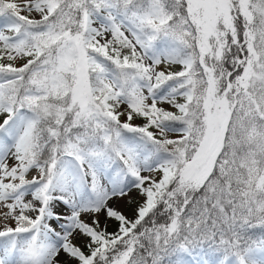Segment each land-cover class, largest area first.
Wrapping results in <instances>:
<instances>
[{
  "label": "snow or ice",
  "instance_id": "1",
  "mask_svg": "<svg viewBox=\"0 0 264 264\" xmlns=\"http://www.w3.org/2000/svg\"><path fill=\"white\" fill-rule=\"evenodd\" d=\"M0 264H264V0H0Z\"/></svg>",
  "mask_w": 264,
  "mask_h": 264
}]
</instances>
